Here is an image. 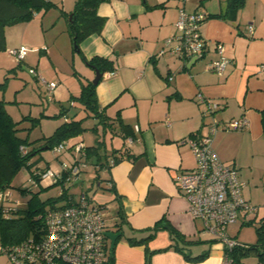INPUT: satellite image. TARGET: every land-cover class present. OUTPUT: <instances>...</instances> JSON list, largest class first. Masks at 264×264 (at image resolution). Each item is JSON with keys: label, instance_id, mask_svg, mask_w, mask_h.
Wrapping results in <instances>:
<instances>
[{"label": "crops", "instance_id": "obj_1", "mask_svg": "<svg viewBox=\"0 0 264 264\" xmlns=\"http://www.w3.org/2000/svg\"><path fill=\"white\" fill-rule=\"evenodd\" d=\"M225 4L226 0H104L96 10L104 18L101 33L80 42L86 58L98 55L113 60L114 70L102 73L96 85L97 100L108 116L120 115L136 133L134 140H126V148L135 157L101 171L100 179L110 194L108 205L113 206L105 226L113 232L121 228V235L109 248L113 249V264H147V260L149 264H222L223 244L202 231V223L191 216L187 200L174 181L178 171L195 166L185 138L208 135L212 118L219 123L212 137L219 159L236 168L245 184L258 183L259 178L264 181L260 114L264 109V0H244L235 18L220 15ZM181 8L206 14L200 23L206 49L198 59L195 55L179 58L168 51L160 54L164 40L176 32ZM40 24L42 31L46 25L42 20ZM60 33H64L62 44L74 51L66 24L61 25ZM23 40L22 36L15 46L48 50L45 39L39 46L37 42L27 46ZM217 45L222 46V56L227 60L222 74L209 67L220 56ZM91 70L92 76L84 77L92 80L95 71ZM79 91L80 84L67 87L58 81L53 100L67 101ZM198 92L218 103L212 115L205 114L207 105L197 101ZM241 118L247 120L246 127L224 128L229 120ZM120 144L116 137L107 148ZM255 188L249 187L246 194L243 191L251 203L256 201ZM102 205V209L106 207L105 202ZM246 219L233 224L240 226ZM167 226L185 241L173 239ZM229 226L228 234L237 240V226ZM151 233L148 256L144 243L129 241ZM107 244L110 247L109 238ZM242 264H246L243 259Z\"/></svg>", "mask_w": 264, "mask_h": 264}, {"label": "trees", "instance_id": "obj_2", "mask_svg": "<svg viewBox=\"0 0 264 264\" xmlns=\"http://www.w3.org/2000/svg\"><path fill=\"white\" fill-rule=\"evenodd\" d=\"M104 0H75L74 6L71 11H65L61 6L54 3L52 0H0V50H6V37L5 27L18 22H29L37 14L45 13L51 7H57L60 10L61 15L67 19V32L73 43V49L75 52L80 54L81 59L91 68H97L101 73L113 71L115 66L113 60L94 55L90 58H86L80 50V42L91 34H100L102 26L104 24V18L97 15V6ZM244 4V0H226L225 7L221 16H227L229 18H235L237 10ZM71 14V18L68 16ZM25 46V45H21ZM19 47L9 49V54L13 57L17 65L25 59L28 52L23 59L15 60V55L11 54V50H17ZM14 69H12L13 71ZM34 70V72H31ZM29 72L37 78L48 93L46 83H44L37 73L36 68L30 67ZM76 73L75 71L73 72ZM78 75V74H77ZM43 77V76H42ZM80 78V91L77 94H71L67 100L68 106H61L58 115L67 116L69 108H75L69 118L67 117L61 124L56 126L49 135H43L39 138L31 140L30 134L33 128L40 125V117L24 115L20 119H14L13 116L7 111L5 101L0 100V192L9 196L3 201H0V243L2 246L8 249L15 245L22 243L23 241L32 238L39 239L46 234L45 229V216L46 213L51 209L63 208L69 205L75 204L78 197H75L73 193L68 191L69 187L75 185V180L70 186H63L65 182V176L67 172H61L60 178L56 182H49L51 186L59 185V190L56 197H49L45 200L39 198V192L43 189L41 185V173L49 170V166L39 167L34 165L37 161H32V157L42 151V147L46 146V149H52L55 153L66 154L68 150L72 157L68 160L70 163L73 162L72 148L76 143H82V141H76L69 143V139L79 135L83 130L87 129L83 126V122L87 119H94L95 123L88 129L95 135L93 145L84 146V157L83 161L87 164L84 168L79 171V175L87 169L89 165H93L97 172L96 178L97 184L100 185L101 171H108L112 165L118 163L122 159H128L135 157L127 148L126 140H134L136 133L132 127L124 123L117 115L110 117L104 112V107H101L98 103L96 96V85L93 84L92 80L83 77ZM171 78V77H169ZM45 80V78H44ZM46 81V80H45ZM49 83L48 81H46ZM54 82V81H50ZM56 84V82H54ZM4 86V83H0V88ZM48 99L52 100L53 95L48 93ZM261 126L264 130V109L261 110ZM56 115V116H58ZM29 121V123H28ZM246 126H243L244 128ZM240 129V128H239ZM229 130V129H228ZM231 130V129H230ZM24 133V134H23ZM119 138L121 144L119 147L107 148V143L111 144L114 138ZM186 139V138H185ZM38 142V145L31 147L33 142ZM61 142H67L68 148L62 151H55L54 148ZM45 150V149H44ZM64 161L60 159V164ZM61 166V165H60ZM34 167V168H33ZM22 168H26L29 171V179H33L37 182V185H32L38 188L37 191H33L29 188H20L23 192H31V196L28 199L26 206H19L20 204L15 203L12 200V193L9 190L13 187L14 179ZM60 169V168H59ZM56 169V170H59ZM37 172H41L40 174ZM37 174V175H36ZM40 175V176H39ZM47 179L43 180L46 181ZM30 181V180H29ZM109 181V180H107ZM49 185V186H50ZM108 189L115 194L114 188H112L111 182L109 181ZM82 193V192H81ZM85 195V194H84ZM117 195L115 194V198ZM99 209L103 210L102 204L96 205ZM246 222V221H245ZM244 222V223H245ZM161 224L162 221H159ZM158 224V223H157ZM155 225V227L157 226ZM166 225V224H165ZM170 230L171 237L173 239H180L185 241L183 235L178 233L172 226H167ZM257 241L254 244L236 245L230 250L224 249L225 256L232 259L234 264H242V259L248 254H253L258 258L259 263L264 264V218L260 219V224L256 226ZM105 226V231H109ZM121 228H116L115 232H120ZM153 236V233L140 240L129 239L131 243H144L145 249L147 250V256L151 254L147 246V240ZM105 246L107 250V263L113 264V249H109L107 241L108 238L105 236ZM174 246L177 249H181L180 246ZM205 255L202 254L199 257L202 258ZM147 264L148 260H147Z\"/></svg>", "mask_w": 264, "mask_h": 264}, {"label": "built area", "instance_id": "obj_3", "mask_svg": "<svg viewBox=\"0 0 264 264\" xmlns=\"http://www.w3.org/2000/svg\"><path fill=\"white\" fill-rule=\"evenodd\" d=\"M205 18L206 14L202 11L186 12L181 8L175 24L176 32L164 40L160 54L168 51L183 59L203 54L206 39L200 31V23ZM216 49L220 56L213 59L209 67L222 74L227 60L222 56V46L217 45ZM26 51L27 48L21 46L10 53L15 55V60H21ZM39 77L46 83L50 98L56 84L47 83L42 76ZM196 99L199 103L207 105L205 114L212 115L218 108L217 102L210 101L200 92L196 94ZM218 124L217 120L212 118L208 135L191 136L184 140L192 150L195 166L178 171L174 175V181L187 200L191 216L202 223V231L219 240L224 249L230 250L243 244L230 236L226 228L239 218L246 219L249 213L256 211V207L243 196L245 183L239 178L237 169L223 163L212 147V137ZM247 125L245 118L231 119L224 124V128L239 129ZM128 141L131 142V139ZM68 146L67 142H61L54 150L59 152L66 150ZM72 152V163L62 162L59 170L37 172L41 173V181L49 179L50 182H56L64 171H68V175L64 178L63 186H70L77 180L79 171L87 165L83 161V143H76ZM29 180L32 185H37L33 179ZM9 195L10 192H0V201ZM44 222L46 234L42 238H29L10 249L1 246L0 253H6L16 264L107 263L104 214L89 202L84 193H80L73 205L49 210ZM222 264L234 263L224 254Z\"/></svg>", "mask_w": 264, "mask_h": 264}, {"label": "rangeland", "instance_id": "obj_4", "mask_svg": "<svg viewBox=\"0 0 264 264\" xmlns=\"http://www.w3.org/2000/svg\"><path fill=\"white\" fill-rule=\"evenodd\" d=\"M52 1L67 11L72 10L75 3V0ZM59 16H61L60 19H58ZM41 20L46 25L42 31H40ZM64 24L67 26L66 18L60 15V10L57 7H51L45 13L38 14L29 22H18L5 27L6 50H0V83H4V86L0 88V100L5 101L6 109L14 119H20L24 115L40 117V125L31 131L29 137L31 140L43 135H49L56 126L61 124L67 117L69 118V115L72 114L75 108H69L67 117L58 115L61 106H68L67 101L61 99L49 100L44 84L32 76L29 68H36L37 73H40L46 81H59V83L67 84V87L70 85L74 86L75 84L79 85L81 81L79 77L83 79L84 76H92L91 68L82 62L78 53L72 51L69 48L70 46H68V50L62 44L64 33H60V27ZM22 36L24 40L21 42L28 44L27 46L32 42H37L39 46L45 39L46 46H49L48 50H29L25 59L20 65H17L8 51L9 48L16 47L15 44L20 42ZM12 69L14 70L12 71ZM74 71L76 72L75 74L73 73ZM92 124L91 119L85 120L83 126L87 129L69 139V143L82 141L86 146L93 145L95 135L88 129ZM37 145L38 142L35 141L31 144V147ZM65 152H68L70 156L68 157L64 153L59 155L52 151V149H45L33 156L31 160L37 161L34 167H45L48 165L50 169L56 170L60 168V159H71V153L68 150ZM29 174L28 169L22 168L14 179L13 187L9 189L12 193V200L18 202L19 206L22 207L27 205L31 192H23L20 188H29L33 191L38 190V188L30 184L28 180ZM96 175L97 172L93 165H89L78 177V182L70 186L68 191L73 193L75 197H78L81 192L84 193L93 205L105 202L106 207L103 208L102 212L104 214V221L109 223L112 216L111 213H113V206L108 205L110 204L108 201L110 194L105 189V182L101 180L102 178L100 179L101 185L97 184L98 179ZM49 182V179L41 182V186L45 188L39 192V198L42 200L56 197L61 189L59 185L51 186ZM251 186L256 187L254 192L256 201L252 203L248 201L256 207V211L249 213L246 222L240 226L237 225L243 221L242 218L238 219V224L229 226L232 229L237 226L238 231L235 230L234 235L237 236L238 242L246 244H254L257 241L255 228L260 224V219L264 218V181H260L259 178L258 183L245 184L242 194L243 191L246 194ZM243 260L246 264L259 263L258 258L253 254L244 256ZM0 264L16 263L6 253L1 252Z\"/></svg>", "mask_w": 264, "mask_h": 264}, {"label": "water", "instance_id": "obj_5", "mask_svg": "<svg viewBox=\"0 0 264 264\" xmlns=\"http://www.w3.org/2000/svg\"><path fill=\"white\" fill-rule=\"evenodd\" d=\"M69 18H71V14H69ZM202 56H203L202 54L195 55V57L197 59L202 57ZM94 71H95V76L92 79V83L93 84H97L98 81L100 80L101 76H102V73L97 68H94ZM46 148L47 147L44 146L41 149L44 150ZM105 235H106L107 238H109V240H110V248H112L114 246V243H115L116 239L121 235V232L105 231Z\"/></svg>", "mask_w": 264, "mask_h": 264}]
</instances>
